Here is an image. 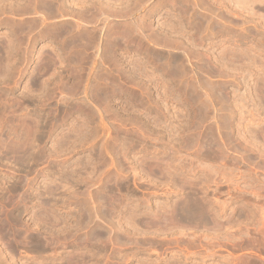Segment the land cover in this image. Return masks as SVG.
<instances>
[{
  "label": "rangeland",
  "instance_id": "1",
  "mask_svg": "<svg viewBox=\"0 0 264 264\" xmlns=\"http://www.w3.org/2000/svg\"><path fill=\"white\" fill-rule=\"evenodd\" d=\"M5 263L264 264V0H0Z\"/></svg>",
  "mask_w": 264,
  "mask_h": 264
},
{
  "label": "bare ground",
  "instance_id": "2",
  "mask_svg": "<svg viewBox=\"0 0 264 264\" xmlns=\"http://www.w3.org/2000/svg\"><path fill=\"white\" fill-rule=\"evenodd\" d=\"M42 6H44V8L46 9H51V4H47V3H45V2H43L42 4H41ZM44 15H42L41 17H43ZM46 16V15H45ZM45 16L43 17V19H45ZM43 21V20H42ZM44 22V21H43ZM110 44V43H109ZM110 46V45H109ZM108 48H110V47H108ZM173 69V68H172ZM6 261H7V259H6ZM4 262V261H3ZM6 264V263H5Z\"/></svg>",
  "mask_w": 264,
  "mask_h": 264
}]
</instances>
